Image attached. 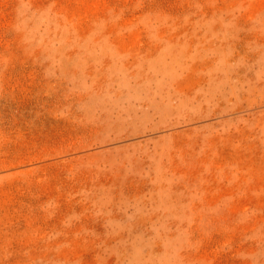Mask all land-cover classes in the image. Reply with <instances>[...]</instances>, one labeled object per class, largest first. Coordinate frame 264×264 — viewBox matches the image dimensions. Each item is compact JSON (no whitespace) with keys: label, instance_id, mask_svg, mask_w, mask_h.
<instances>
[{"label":"rangeland","instance_id":"obj_1","mask_svg":"<svg viewBox=\"0 0 264 264\" xmlns=\"http://www.w3.org/2000/svg\"><path fill=\"white\" fill-rule=\"evenodd\" d=\"M0 264H264V0H0Z\"/></svg>","mask_w":264,"mask_h":264}]
</instances>
